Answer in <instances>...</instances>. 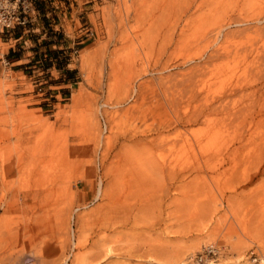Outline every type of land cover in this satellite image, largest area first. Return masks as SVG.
I'll use <instances>...</instances> for the list:
<instances>
[{"label": "rangeland", "instance_id": "obj_1", "mask_svg": "<svg viewBox=\"0 0 264 264\" xmlns=\"http://www.w3.org/2000/svg\"><path fill=\"white\" fill-rule=\"evenodd\" d=\"M39 8L26 30L0 29V264H98L111 244L110 264H198L209 244L202 264H264V0Z\"/></svg>", "mask_w": 264, "mask_h": 264}, {"label": "bare ground", "instance_id": "obj_2", "mask_svg": "<svg viewBox=\"0 0 264 264\" xmlns=\"http://www.w3.org/2000/svg\"><path fill=\"white\" fill-rule=\"evenodd\" d=\"M257 20H258V19H257ZM216 42H217V41H215V43H216ZM83 57L85 58V55H84ZM79 98H80V94H74V95L72 96V99H73L74 102L78 101ZM3 102H4V101H3ZM106 104H107V103H106ZM102 105H103V104H102ZM1 107H2V106H1ZM105 107H106V106H104V107H100V108H104V109H105ZM3 108H4V107H3ZM104 109H103V110H104ZM95 110H96V109H95ZM97 110H98V109H97ZM97 110H96V111H97ZM101 110H102V109H101ZM101 110H100V111H101ZM97 112H98V111H97ZM1 119H2V118H1ZM5 120H6V119H5ZM7 120H8V119H7ZM3 121H4V120H3ZM10 121H11V120H10ZM1 122H2V121H1ZM13 122H14V120H13ZM4 123H5V122H4ZM11 123H12V122H11ZM16 123H18V120H17ZM6 124H8V122H7ZM2 125H4V124H2ZM2 125H0V126H2ZM9 125H10V124H9ZM18 125H19V124H18ZM20 125H21V124H20ZM37 125H38V124H37ZM39 125H40V124H39ZM4 126H5V125H4ZM6 126H7V125H6ZM11 126H12V125H11ZM25 126H26V125H25ZM25 126H24V127H25ZM27 126H29V125H27ZM27 126H26V127H27ZM9 127H10V126H9ZM12 127H13V126H12ZM12 127H10L11 130H15V129H12ZM15 127H17V126H15ZM15 127H14V128H15ZM22 127H23V126H22ZM31 127H32V126H31ZM36 127H37V126H36ZM107 127H108V126H107ZM4 128H5V127H4ZM32 128H33V127H32ZM39 128H41V127H39ZM2 129H3V128H2ZM2 129H1V130H2ZM26 129H27V128H26ZM19 130H20V129H19ZM22 130H23V129H22ZM29 130H30V128H29ZM5 131H6V129H5ZM9 131H10V130H9ZM2 132H3V131H2ZM13 132H14V131H13ZM30 132H31V131H30ZM137 132H138V131H137ZM0 133H1V132H0ZM102 133H103V132H102ZM102 133H101V134H102ZM162 133H163V132H162ZM32 134H33V133H32ZM37 134H39V133H37ZM43 134L45 135V132H43ZM103 134H104V133H103ZM143 134H144V133H143ZM35 135H36V134H35ZM41 135H42V134H41ZM44 135H43V136H44ZM146 135H147V134H146ZM17 136H19V134H18ZM20 136H21V135H20ZM27 136H28V134H27ZM43 136H42L43 140L40 139L41 137L38 138V136H37L36 138L39 139L38 142L35 141V142H33V143H35V144H31V145H32V146H33V145L35 146L37 143H39L40 140H41L40 142H43V143H44V141H45L44 144H46V140H45V139H47L48 136H47L46 138L43 137ZM101 136H102V135H101ZM101 136H100V137H101ZM130 136H132V135H130ZM133 136H134V135H133ZM158 136H159V134H158ZM158 136H156V137H158ZM160 136H161V135H160ZM164 136H165V135H164ZM49 137H51V136H49ZM147 137H148V136H147ZM150 137H153V136H150ZM150 137H149V138H150ZM161 137H162V136H161ZM161 137L158 138V140L161 139ZM7 138H8V137H7ZM44 138H45V139H44ZM163 138H167V137L165 136V137H163ZM163 138H162V139H163ZM9 139H10V138H9ZM14 139H16V138H14ZM103 139H105V138H103ZM103 139H102V140H103ZM144 139H145V137H144ZM150 139H151V138H150ZM16 140H17V139H16ZM19 140H20V139H19ZM49 140H50V138H49ZM138 140H141V138L138 139ZM163 140L167 142V140H165V139H163ZM163 140H161V142H164ZM7 141H8V140H7ZM17 141H18V140H17ZM26 141H27V140H26ZM47 141H48V140H47ZM11 142H12V140H11ZM15 142H16V141H15ZM24 142H25V141H24ZM50 142H51V144H52L53 141L51 140ZM99 142H100V141H99ZM102 142H103V141H101V143H102ZM135 142H136V141H135ZM137 142H138V141H137ZM144 142H145V141H144ZM16 143H17V142H16ZM27 143H28V142H27ZM29 143H30V142H29ZM43 143H41L40 145L37 144V145L35 146V148H36V147H39L41 151L43 150V151L45 152L46 149H45V150H44V149H41V148H45V147H40V146H43V145H44ZM55 143H56V142H55ZM57 143H59V142L57 141ZM57 143H56V144H57ZM62 143H63V142H62ZM152 143H153V142H152ZM154 143H155V142H154ZM158 143H159V144H158ZM21 144H22V143H21ZM25 144H26V143H25ZM157 144L160 145V140H159V142H157V143L155 144V146H156ZM164 144H166V143H164ZM9 145H10V142L7 144V146L10 147ZM11 145H13V143H12ZM38 145H39V146H38ZM54 145H55V144H54ZM54 145H53V146H54ZM100 145H101V144H100ZM7 146H6V147H7ZM15 146H17V145H15ZM20 146H21V145H20ZM27 146H28V144H27ZM44 146H46V145H44ZM50 146H52V145H50V144H49V146L47 145V150H48V148H49ZM62 146H63V144H62ZM0 147H1V146H0ZM24 147L26 148V146H24ZM55 147H57V146H55ZM60 147H61V145H60ZM60 147L58 146V148H60ZM64 147H66V145H65ZM159 147H160V146H159ZM162 147H163V143H162ZM13 148H14V147H13ZM28 148H31V150H32V147H31V146L28 147ZM35 148H34V149H35ZM39 148H38V149H39ZM66 148H67V147H66ZM109 148H110V147H109ZM1 149H2V148H1ZM1 149H0V150H1ZM10 149H11V148H10ZM15 149H16V148H15ZM52 149H53V147L50 148V151H51ZM11 150H12V149H11ZM18 150H20V149H18ZM29 150H30V149H29ZM29 150H27V151H29ZM55 150H56V149H55ZM59 150H61V152H63L61 148H60ZM59 150L57 149V151H59ZM65 150H66V149H65ZM101 150H103V149H101ZM101 150H100V151H101ZM2 151H3V150H2ZM8 151H9V148H8ZM16 151H17V149H16ZM16 151H15V152H16ZM34 151H35V150H34ZM37 151H38V150H37ZM37 151H36V152H37ZM41 151H39V152H41ZM50 151H49V152H50ZM100 151H99V152H100ZM103 151H104V150H103ZM6 152H7V150H6ZM10 152H12V151H10ZM21 152L23 153V150L19 152V155H20ZM31 152H32V154H33V151H31ZM55 152H56V151H55ZM55 152L53 151V153H55ZM105 152H106V151H105ZM108 152H109V149H108ZM56 153H58V152H56ZM100 153H101V152H100ZM32 154H30L29 156L32 157V156H33ZM34 154H35V153H34ZM36 154H38V153H36ZM36 154H35L34 157H36ZM41 154L43 155V153H41ZM48 154H49V153H48ZM105 154H106V153H105ZM108 154H109V153H108ZM6 155H7V154H6ZM6 155H5V156H6ZM23 155H24V154H23ZM39 155H40V154H39ZM45 155H46V154H45ZM45 155H43V156H45ZM99 155H100V154H99ZM11 156H13V155H11ZM20 156H22V155H20ZM37 156H38V155H37ZM67 156H68V155H67ZM2 157H3V156H2ZM34 157H32V159H34ZM39 157H40V156H39ZM39 157H38V158H39ZM45 157H46V156H45ZM45 157H44V158H45ZM55 157H56V156H55ZM101 157H102V156H101ZM13 158H14V156H13ZM21 158H22V157H21ZM25 158H26V157H25ZM25 158H24V160H25ZM48 158H49V155H48ZM91 158H92V157H91ZM162 158H163V157H162ZM0 159H1V157H0ZM16 159H17V158H16ZM27 159H31V158H28V154H27V158H26V160H27ZM32 159H31V160H32ZM35 159H36V158H35ZM35 159H34V160H35ZM46 159H47V158H46ZM102 159H103V158H102ZM163 159H164V158H163ZM34 160H32L31 162H34ZM164 160H165V159H164ZM29 161H30V160H29ZM42 161H43V160H42ZM47 161H48V162H51V161L48 160V159H47ZM94 161H96V160H94ZM103 161H104V160H103ZM1 162H2V161H1ZM1 162H0V163H1ZM12 162H13V160H12ZM20 162H21V161H20ZM31 162H30V163H31ZM43 162H44V161H43ZM43 162H42V163L39 162V163L42 164V166H43V164L45 165V163H43ZM59 162H60V161H59ZM63 162H64V160H63ZM155 162H156V161H155ZM160 162H162L161 159H160ZM163 162H165V161H163ZM15 163H16V162H15ZM28 163H29V162H27V165H28ZM18 164H19V163H18ZM31 164H34V163H31ZM31 164H30V166H31ZM47 164H48V163H47ZM49 164H50V163H49ZM51 164H52V162H51ZM54 164H55V163H54ZM54 164L51 165V166H54ZM160 164H162V163H160ZM5 165H6V164H5ZM12 165H13V164H12ZM12 165H11V166H12ZM16 165H17V163H16ZM25 165H26V162H25ZM66 165H67V164H66ZM66 165H65V167H66ZM0 166H1V164H0ZM30 166L28 165L27 167H30ZM40 166H41V165H40ZM40 166H39V167H40ZM46 166L49 167L48 165H45V167H46ZM51 166H50V167H51ZM55 166H56V165H55ZM159 166H160V165H158L157 167H159ZM18 167H19V166H18ZM25 167H26V166H25ZM31 167H33V165H32ZM31 167H30V168H31ZM170 167H171V166H170ZM20 168H22V167H20ZM43 168H44V167H43ZM54 168H55V167H54ZM63 168H64V166H63ZM159 168H160V167H159ZM0 169H1V168H0ZM2 169H3V167H2ZM6 169L9 170L10 168H6ZM34 169H35V168H34ZM38 169H41V172L39 173V174H41L43 169H42V168H37V169H36V172H37ZM44 169H45V168H44ZM21 170H22V169H21ZM61 170H62V169H61ZM61 170H60V171H61ZM19 171H20V170H19ZM22 171H23V170H22ZM45 171H46V169H45ZM49 171H50V170H49ZM49 171H48V172H49ZM58 171H59V170H58ZM63 171H64V170H63ZM13 172H14V171H13ZM17 172H18V170H17ZM17 172H16V173H17ZM26 172H27V171H26ZM26 172H24V173H26ZM28 172H29V171H28ZM34 172H35V171H34ZM38 172H39V170H38ZM11 173H12V172H11ZM11 173H9V174H11ZM19 173L22 174L21 171H20ZM29 173H30V172H29ZM43 173H44V176L47 177L48 174L46 175V172H43ZM43 173H42V175H43ZM50 173H51V172H50ZM55 173H56V172H55ZM2 174H3V173H2ZM2 174L0 173V176H1ZM4 174H5V173H4ZM27 174H28V173H27ZM34 174H35V173H34ZM56 174H57V173H56ZM19 175H20V174H19ZM42 175H41L40 177H42ZM53 175H54V174H53ZM61 175H62V172H61ZM61 175H58V176H61ZM65 175H66V173H65L64 175H62V178L65 177ZM3 176H4V175H3ZM25 176H27V175H25ZM28 176H29V174H28ZM37 176H38V175H37ZM51 176H52V175H51ZM51 176H50V177H51ZM11 177H12V176H11ZM33 177H34V179H35V178H36V175L33 176ZM33 177L31 176L30 179L34 180ZM38 177H39V176H38ZM38 177H37V178H38ZM46 177H45V178H46ZM55 177H56V176H55ZM12 178H14V177H12ZM24 178H25V177H24ZM43 178H44V177H43ZM43 178H41V179H42L41 181H40V180H34V181H37L36 183H38V181L43 182V181H44ZM51 178H52V177H51ZM1 179H3V178H1ZM18 179H19V178H18ZM26 179H27V178H26ZM28 179H29V178H28ZM38 179H40V178H38ZM49 179H50V178H49ZM49 179H48V180H49ZM19 180H20V179H19ZM19 180H18V181H19ZM21 180H24V179H21ZM32 180H31V181H32ZM46 180H47V179H46ZM48 180H47V182H48ZM52 180H54V179L52 178ZM52 180H51L50 182H52ZM4 181H5V180H4ZM16 181H17V180H16ZM16 181L14 182V184L16 183ZM57 181H58V180H57ZM57 181H55V182H57ZM1 182H2V181H1ZM40 182H39V183H40ZM44 182H45V181H44ZM58 182L61 184V185H59V186L65 185V184L61 183L62 180H61V182H60V180H59ZM65 182H66V180H65ZM36 183H35V184H36ZM8 184H9V183H8ZM42 184H43V183H42ZM57 184H58V183H57ZM39 185H41V184H38V186H39ZM49 185H52V184H49ZM54 185H55V183H54ZM3 186H4V185H3ZM36 186H37V184H36ZM55 186H56V185H55ZM59 186L57 185V187H59ZM48 188H49V187H48ZM5 189H6V188H5ZM38 189H39V188H38ZM44 189H46V188H44ZM31 190H32V189H31ZM46 190H47V189H46ZM46 190H45V191H46ZM42 191H43V190H42ZM103 191H104V190H103V185H102V183H101V181H100L99 184H98L97 192H96V199H99V198H101V196H103ZM0 192H1V191H0ZM4 192H5V191H4ZM38 192H39V191H38ZM46 192H47V191H46ZM39 193H40V192H39ZM41 193L43 194V192H41ZM50 193H51V192H50ZM53 193H54V191H53ZM5 194H6V193H3L2 195H5ZM31 194H32V193H31ZM7 195H8V194H7ZM24 196H25V195H24ZM0 197H1V194H0ZM36 197H38V196H36ZM62 197H63V196H62ZM62 197H61V198H62ZM66 197H67V195H66ZM3 198L5 199L4 196H3ZM57 198H58V197H57ZM57 198H56V199H57ZM4 199H3V200H4ZM23 199H24V198H23ZM47 199H50V197H47ZM53 199H54V197H53ZM63 199H65V198H63ZM66 199H67V198H66ZM8 200H9V199H8ZM45 200H46V199H45ZM50 200H51V199H50ZM37 201H38V200H37ZM40 201H43V200H40ZM62 201H63V200H62ZM95 201H96V200H95ZM43 202H44V201H43ZM49 202H51V201H49ZM63 202H64V201H63ZM66 202H67V201H66ZM57 203H58V202H57ZM1 204H2V203H1ZM5 204H6V201H5ZM52 204H53V203H52ZM54 204H55V203H54ZM59 205H60V204H59ZM36 206H37V205H36ZM42 206H43V205H42ZM42 206H41V207H42ZM46 206H47V205H45L44 207H46ZM65 206H68V204H66ZM2 207H3V206H2ZM5 207H6V206H5ZM5 207H4V209L6 210ZM27 207H28V206H27ZM38 207H40V206H38ZM69 207H70V206H69ZM42 208H43V207H42ZM46 208H47V207H46ZM52 208H54V207H52ZM58 208H61V207H58ZM70 208H71V207H70ZM72 208H73V207H72ZM2 209H3V208H2ZM40 209H41V208H40ZM50 209H51V208H50ZM50 209H49V210H50ZM125 209H126V207H125ZM5 210H3V211H5ZM8 210H9V209H8ZM8 210H6V211H8ZM52 210H53V209H52ZM70 210H71V209H70ZM79 210H80V207L76 206V207L73 209L72 213L70 212V213H71V220H73V219L75 220V219L77 218V219H78V221H77L78 224H80L81 226H83V225L86 223V217H85L84 214L78 213ZM46 211H47V210L45 209V213H46ZM54 211L57 212L56 210H54ZM58 211H59V209H58ZM60 211H62V210H60ZM67 212H68V211H67ZM79 212H81V210H80ZM53 214H59V213H53ZM51 215H52V214H51ZM62 215H63V214H62ZM124 215H125V214H124ZM58 216H59V215H58ZM58 216H57V217H58ZM51 217H52V216H51ZM53 217H55V215H53ZM67 217H68V216H67ZM0 218H1V217H0ZM26 218H27V217H26ZM31 218H32V217H31ZM31 218H30V219H31ZM58 218H59V217H58ZM6 219H7V217H6ZM37 219H39V218H37ZM51 219H52V218H51ZM61 219H62V218H61ZM1 220H3V219H1ZM1 220H0V221H1ZM40 220H41V219H40ZM126 220H127V219H126ZM26 221H27V220H26ZM45 221H46V220H45ZM65 221H66V220H65ZM65 221H62V223L66 224ZM69 221H70V220H69ZM115 221H116V220H115ZM27 222H28V221H27ZM49 222H50V221H49ZM57 222H58V221H57ZM66 222L68 223V220H67ZM113 222H114V221H113ZM128 222H129V221H128ZM6 223H7V222H6ZM47 223H48V222H47ZM50 223H52V222H50ZM1 224H3V223H1ZM1 224H0V226H1ZM29 225H30V224H29ZM49 225H50V224H49ZM66 225H67V224H66ZM123 225H126V224H125V221H124V224H123ZM36 226H37V224L35 225V227H36ZM61 226H62V225H61ZM28 227H29V226H28ZM52 227H53V226H52ZM55 227L58 228V226H55ZM59 227H60V226H59ZM125 227H126V226H125ZM39 228H40V227H39ZM57 228H56V229H57ZM77 228H78V226H77ZM79 228H80V227H79ZM33 229H34V228H33ZM53 229H54V228H53ZM56 229H55V230H56ZM59 229H60V231H61V227H60ZM35 230H36V228H35ZM78 230H79V229H78ZM0 231H1V230H0ZM3 231H4V229H3ZM28 231H29V230H28ZM33 231H34V230H33ZM57 231H59V230L57 229ZM69 231H70V230H69ZM53 232H54V230H53ZM62 232H64L63 229H62ZM71 232H72V236H73L72 244L76 245V244L78 243V241H77V239H76L77 236H76L75 230H73V231H71ZM81 232H82V231L80 230V235H81ZM83 232H84V231H83ZM1 233H2V232H1ZM54 233H55V232H54ZM57 233H58V232H57ZM60 233H61V232H59L58 234H60ZM78 233H79V232H78ZM2 234H3V233H2ZM58 234H56V235L59 236ZM70 234H71V233H70ZM4 235H5V234H4ZM2 236H3V235H2ZM54 236H55V235H54ZM75 236H76V237H75ZM78 236H79V235H78ZM82 236H83V235H82ZM6 237H7V236H6ZM60 237H61V236H59V238H60ZM80 237H81V236H79V238H80ZM3 238H5V236H4ZM3 238H2V239H3ZM4 240H5V239H4ZM8 240H9V238H8ZM10 240H11V239H10ZM20 240H21V239H20ZM81 240H82V239H81ZM84 240H85V239H84ZM1 241H2V240H1ZM17 241H18V240H17ZM17 241H15V242H17ZM28 241H29V240H28ZM47 241H48V240H47ZM93 241H94V240H93ZM105 241H106V240H105ZM198 241H199V239H198ZM20 242H21V241H20ZM25 242H26V241H25ZM82 242H83V241H82ZM84 242H85V241H84ZM108 242H109V241H108ZM196 242H197V240H196ZM0 243H1V242H0ZM10 243H11V242H10ZM18 243H19V242H18ZM18 243H15V245H17ZM47 243H48V242H47ZM80 243H81V242H80ZM102 243L105 244V242H103V240H102ZM1 244H3V243H1ZM24 244H25V243H24ZM24 244H23V246H24ZM104 244H103V245H104ZM107 244H108V243H107ZM109 244H110V242H109ZM97 245H98V244H97ZM111 245H112V244H111ZM111 245H106V247L104 246V248L101 247L100 250L97 248V250H99V253H97L98 251H96V253L99 255V257H98V256H97V257H98L99 259L101 258V260H100V262H99L98 264H110V262L113 260V256H114L115 253L112 252V251H113V247H112ZM209 245H210V244H209ZM7 246H8V245H7ZM45 246H46V245H45ZM54 246H55V245H54ZM62 246H63V244H62ZM62 246H61V249H62ZM72 246H73V245H72ZM81 246H82V245H81ZM81 246H80V247H81ZM19 247L22 248L21 246H19ZM19 247H16V248H19ZM47 247H48V245H47ZM75 247H78V245L75 246ZM98 247H99V246H98ZM5 248H6V247H5ZM8 248H10V247L8 246ZM23 248H24V247H23ZM48 248H50V247H48ZM78 248H79V247H78ZM3 249H4V248H3ZM14 249H15V247H14ZM56 249H57V248H56ZM95 249H96V248H95ZM95 249H93V250H95ZM15 250H16V249H15ZM21 250H22V249H21ZM47 250H49V249H47ZM59 250H60V249H59ZM62 250H63V249H62ZM71 250H73V249H71ZM3 251H4V252H3L2 254H3V256H4V253H5L6 250L4 249ZM7 251H8V250H7ZM9 251H10V250H9ZM19 251H20V250H19ZM1 252H2V250H1ZM45 252H46V251H43L42 253H45ZM71 252H72V251H71ZM6 253H7V252H6ZM6 253H5V255H6ZM62 253H63V251H62ZM112 253H114V254H112ZM0 254H1V253H0ZM7 254L9 255V253H7ZM46 254H47V253H46ZM48 254H49V253H48ZM60 254H61V253H60ZM73 254H74V253H73ZM73 254H72V255H73ZM76 254H77V253H76ZM94 254H95V252H94ZM57 255H58V254H57ZM117 255H118V254H117ZM0 256H1V255H0ZM11 256H12V255H11ZM11 256H10V257H11ZM41 256H42V255H41ZM63 256H65V255H63ZM68 256H69V255H68ZM91 256H92V255H91ZM12 257H13V256H12ZM20 257H21V255H20ZM47 257H49V256H47ZM52 257H53V256H52ZM92 257H93V256H92ZM97 257H96V258H97ZM116 257H118V256H116ZM121 257H122V256H120V258H121ZM124 257H125V256H124ZM5 258H6V257H5ZM44 258H46V257H44ZM44 258H43V259H44ZM53 258H54V257H53ZM64 258H65V257H64ZM68 258H69V257H68ZM74 258L76 259V257H74ZM78 258H80V257H78ZM114 258H115V256H114ZM0 259H1V258H0ZM58 259L60 260V258H58ZM90 259H91V262H92V258H90ZM116 259H117V258H116ZM262 259L264 260V258H262ZM13 260H14V259H13ZM46 260H47V259H46ZM77 260H78V259H77ZM118 260H119V258H118ZM118 260H117V261H118ZM0 261H1V260H0ZM19 261H20V260H19ZM54 261H56V260H53V262H54ZM80 261H81V260H80ZM98 261H99V260H98ZM115 261H116V260H115ZM53 262H51V263H53ZM0 263H1V262H0ZM2 263H3V262H2ZM4 263H6V262H4ZM65 263H66V262H65ZM112 263H113V262H112ZM114 263H115V262H114ZM8 264H9V263H8ZM75 264H76V263H75ZM115 264H117V263H115ZM179 264H188L187 259H185V257H183V258L181 259V261H180ZM211 264H212V263H211Z\"/></svg>", "mask_w": 264, "mask_h": 264}, {"label": "built area", "instance_id": "obj_3", "mask_svg": "<svg viewBox=\"0 0 264 264\" xmlns=\"http://www.w3.org/2000/svg\"><path fill=\"white\" fill-rule=\"evenodd\" d=\"M43 0H0V29L3 33H10L16 28L26 27L32 23L37 16ZM56 2L57 0H53ZM24 33V31H23ZM22 38L20 35L17 39ZM219 249L210 244L196 255L198 264L205 263L209 258L217 256Z\"/></svg>", "mask_w": 264, "mask_h": 264}, {"label": "trees", "instance_id": "obj_4", "mask_svg": "<svg viewBox=\"0 0 264 264\" xmlns=\"http://www.w3.org/2000/svg\"><path fill=\"white\" fill-rule=\"evenodd\" d=\"M20 36V34L19 35H17V37H19ZM47 44V43H46ZM49 44V46L51 45V44H54V43H48ZM48 52H52V54L53 55H56L57 53H58V50H53L52 48H50V49H48ZM19 54L16 52V51H14V50H11L10 52H9V54L7 55V58L9 59V60H14V59H18V56ZM49 54H47V56H48Z\"/></svg>", "mask_w": 264, "mask_h": 264}, {"label": "crops", "instance_id": "obj_5", "mask_svg": "<svg viewBox=\"0 0 264 264\" xmlns=\"http://www.w3.org/2000/svg\"><path fill=\"white\" fill-rule=\"evenodd\" d=\"M20 38H21V37H20ZM20 38H19V39H20ZM19 39H16V41L19 40ZM14 51H16V52L19 54V55H18V56H19L18 59H14V60L12 59V60H9V59L7 58V55L9 54V52H8V54L6 55L7 60L10 61V62H12V63H18V62L22 61V60H23V57L26 55V53H24V52L22 53L20 49H18V50H15V49H14Z\"/></svg>", "mask_w": 264, "mask_h": 264}]
</instances>
